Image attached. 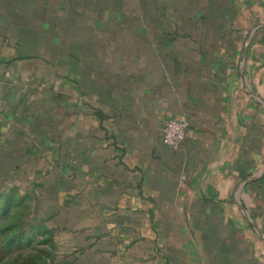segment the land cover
I'll return each mask as SVG.
<instances>
[{"label": "crops", "instance_id": "crops-1", "mask_svg": "<svg viewBox=\"0 0 264 264\" xmlns=\"http://www.w3.org/2000/svg\"><path fill=\"white\" fill-rule=\"evenodd\" d=\"M263 18L264 0H0V179L31 198L46 264H264Z\"/></svg>", "mask_w": 264, "mask_h": 264}, {"label": "trees", "instance_id": "trees-1", "mask_svg": "<svg viewBox=\"0 0 264 264\" xmlns=\"http://www.w3.org/2000/svg\"><path fill=\"white\" fill-rule=\"evenodd\" d=\"M30 199L28 195H22L16 189H0V216L2 214L14 219L13 222L0 225V232L3 234L5 250L16 248L22 252L21 262L46 264V256L50 255V239L41 225L27 219V212L31 214Z\"/></svg>", "mask_w": 264, "mask_h": 264}, {"label": "built area", "instance_id": "built-area-1", "mask_svg": "<svg viewBox=\"0 0 264 264\" xmlns=\"http://www.w3.org/2000/svg\"><path fill=\"white\" fill-rule=\"evenodd\" d=\"M189 128V122L182 117H173L165 121L161 128L164 144L173 150L182 148Z\"/></svg>", "mask_w": 264, "mask_h": 264}, {"label": "rangeland", "instance_id": "rangeland-1", "mask_svg": "<svg viewBox=\"0 0 264 264\" xmlns=\"http://www.w3.org/2000/svg\"><path fill=\"white\" fill-rule=\"evenodd\" d=\"M262 22H264V18L262 19ZM258 22H253V25ZM260 23V22H259ZM262 27V26H261ZM264 27V24H263ZM4 181L0 179V189H3ZM33 216V215H32ZM29 212H27V219L32 221V217ZM26 217L24 219H26ZM32 217V218H31ZM14 219L8 217L0 216V225H3L4 222H13ZM18 221V220H17ZM22 254L19 249L13 248L9 250H5L4 244H3V234L2 231L0 232V264H22L20 260V255ZM26 264V263H23Z\"/></svg>", "mask_w": 264, "mask_h": 264}]
</instances>
